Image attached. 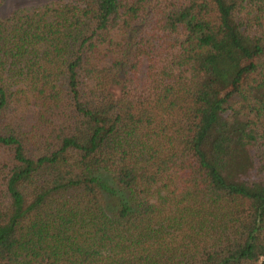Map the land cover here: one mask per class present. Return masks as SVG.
Here are the masks:
<instances>
[{
  "label": "trees",
  "instance_id": "16d2710c",
  "mask_svg": "<svg viewBox=\"0 0 264 264\" xmlns=\"http://www.w3.org/2000/svg\"><path fill=\"white\" fill-rule=\"evenodd\" d=\"M0 264H264V0L0 17Z\"/></svg>",
  "mask_w": 264,
  "mask_h": 264
},
{
  "label": "rangeland",
  "instance_id": "374dc122",
  "mask_svg": "<svg viewBox=\"0 0 264 264\" xmlns=\"http://www.w3.org/2000/svg\"><path fill=\"white\" fill-rule=\"evenodd\" d=\"M54 1L62 0H0V17H5L16 10H32L35 8H39L47 3H52ZM145 74L146 62H143L139 77L143 78Z\"/></svg>",
  "mask_w": 264,
  "mask_h": 264
}]
</instances>
